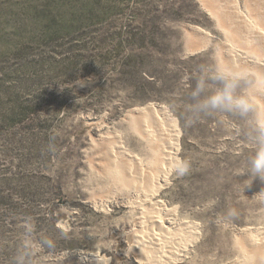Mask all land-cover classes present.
<instances>
[{
    "label": "rangeland",
    "instance_id": "374dc122",
    "mask_svg": "<svg viewBox=\"0 0 264 264\" xmlns=\"http://www.w3.org/2000/svg\"><path fill=\"white\" fill-rule=\"evenodd\" d=\"M238 1L254 39L204 0H0V264H264V182L245 173L264 151V9ZM150 105L174 122L173 167Z\"/></svg>",
    "mask_w": 264,
    "mask_h": 264
},
{
    "label": "bare ground",
    "instance_id": "6f19581e",
    "mask_svg": "<svg viewBox=\"0 0 264 264\" xmlns=\"http://www.w3.org/2000/svg\"><path fill=\"white\" fill-rule=\"evenodd\" d=\"M207 4H208V7H209V9H210V11L212 12V14H214V15H216L217 17H218V19L223 23L224 22V25L225 24H227L226 26H228V28L231 30V32L235 35V37L240 41L241 39L242 40H244V31H246L245 32V34H246V37L247 38H252V39H254V36H252L253 34H255V32L257 31L256 29H258V32H259V30H260V26L258 27L257 25H255V24H252V20H251V16L253 15H251V14H246L247 12H242V11H240L239 10V4L240 3H238L239 1L238 0H219V1H221V2H223L224 3V5L226 4H228L230 7H231V13L229 14L228 12V14H226V16H222L221 15V13H220V11L219 10H217L214 6H215V4H214V6H213V2L214 1H217V0H204ZM204 2V3H205ZM245 2H246V5L248 6V8H249V12L251 13V9L252 8H254V7H256V8H263L264 9V0H245ZM206 4V5H207ZM217 5V4H216ZM219 5V4H218ZM221 5V4H220ZM223 5V6H224ZM225 5V6H226ZM255 8V9H256ZM253 10V9H252ZM210 12V13H211ZM248 12V13H249ZM255 12V11H254ZM256 12H258V11H256ZM261 12H262V10H261ZM228 16V17H227ZM258 16H259V14H258ZM262 16V15H261ZM216 17V18H217ZM260 17V16H259ZM258 17V18H259ZM263 17H264V15H263ZM264 19V18H263ZM258 20V19H257ZM258 22V21H257ZM256 22V23H257ZM259 22H260V20H259ZM262 23V22H261ZM264 24V23H263ZM221 25V24H220ZM223 28L225 27V26H222ZM237 28H239V29H237ZM225 29V28H224ZM262 29H263V27H262ZM261 31V30H260ZM264 31V30H263ZM253 33V34H252ZM257 33V32H256ZM263 33V32H262ZM228 34H230V32L228 31ZM263 35H264V33L261 35V33H260V36H262L263 37ZM231 36H232V34H231ZM246 37H245V39H246ZM257 40H258V38H256ZM255 39V40H256ZM264 40V39H263ZM259 41H261V40H259ZM250 45V44H249ZM253 45H255V44H253ZM248 46V45H247ZM246 46V47H247ZM251 46V45H250ZM253 48V47H252ZM241 49H238V51H240ZM249 50V49H248ZM254 50V49H253ZM242 51V50H241ZM245 54V53H244ZM231 55V54H230ZM230 55H229V57H230ZM257 55V54H256ZM236 56H239V57H241V58H244V59H246L247 58V56H240V54L239 55H237L236 54ZM232 57V56H231ZM138 112L141 114V115H143L145 118H147L148 120H151V121H154L155 122V124L157 125V126H159V127H163V130L162 131H164L165 132V130H164V128H165V126H167L168 125V123L170 122V125H171V127L172 128H174L173 130H171V132L172 133H169V137H168V142H167V144H165L164 146H161L162 147V153H163V157H164V160H165V163H167V164H169V166L170 167H173L176 163H177V161H176V158H175V155H176V151H177V146H176V136H177V131L175 130V125H174V122L172 121V120H170L168 117V115H167V110L166 109H161V108H157L155 105H150V106H146V107H144V108H141V109H139L138 110ZM134 115V114H133ZM140 119H141V117H140ZM147 125V124H146ZM174 125V126H173ZM169 127V126H168ZM143 128V127H142ZM141 127H140V129H142ZM153 128H154V126H153ZM156 128V127H155ZM152 130H154V129H152ZM156 130V129H155ZM151 131V130H150ZM161 131V130H160ZM166 132H167V134H168V129L166 130ZM166 132H165V134H166ZM145 134V133H144ZM166 134V135H167ZM161 135V134H160ZM149 136V135H148ZM144 137V136H143ZM151 137V136H150ZM160 137V136H159ZM163 137V136H162ZM148 138V137H147ZM154 138V137H153ZM157 138V137H156ZM158 139V138H157ZM151 140V139H150ZM154 140V139H153ZM164 140V139H163ZM158 143V142H157ZM164 143V142H163ZM155 144V143H154ZM153 144V145H154ZM156 145V144H155ZM161 149V148H160ZM160 157V156H159ZM102 158V157H101ZM137 159V158H136ZM157 163V162H156ZM158 165V164H157ZM93 166V165H92ZM169 167V168H170ZM164 169H165V167H164ZM145 170V169H144ZM161 170V169H160ZM163 170V169H162ZM161 170V172L164 174V172H165V170H164V172ZM142 172H145V171H142ZM146 173V172H145ZM149 174V173H148ZM161 174V173H160ZM169 174H170V169H169V171H166L165 172V174H164V178L162 177V179L160 178V179H158L156 182H154L155 183V186L157 187H155L156 188V190L155 191H158V190H160L161 188H162V186H163V182H166L167 180H168V176H169ZM149 176V175H148ZM161 176V175H160ZM150 177H151V175H150ZM153 181V180H152ZM153 183V184H154ZM167 183H168V181H167ZM155 204H156V202H155ZM158 204V203H157ZM161 204V203H160ZM163 204V203H162ZM163 206V205H162ZM162 208V207H161ZM158 212V211H157ZM161 212V211H160ZM160 212H158V213H160ZM169 212V211H168ZM162 214V213H161ZM158 215H160V214H158ZM170 216V215H169ZM172 216V215H171ZM156 217V216H155ZM154 217V218H155ZM159 217V216H158ZM168 217V216H167ZM162 218V217H161ZM158 219V218H157ZM152 220V219H151ZM156 220V219H155ZM160 220V219H159ZM162 220V219H161ZM149 221V220H148ZM165 221V220H164ZM164 221H163V223H164ZM146 222V221H145ZM157 223V222H156ZM161 223H162V221H161ZM163 223H162V225H163ZM172 223V222H171ZM170 223V224H171ZM161 225V224H160ZM165 225V224H164ZM174 225V224H173ZM172 225V226H173ZM151 226V225H150ZM176 227V226H175ZM149 228V227H148ZM152 228V227H151ZM160 229V228H159ZM163 230H164V228H163ZM168 230V229H167ZM166 230V231H167ZM172 230H175V229H172ZM147 231V230H146ZM161 231V230H160ZM169 231V230H168ZM176 231H177V229H176ZM151 232V231H150ZM152 233L153 232H151V235H152ZM157 233V232H156ZM168 233V232H167ZM170 233V232H169ZM145 234H147V233H145ZM175 233H174V231H173V235H174ZM137 235V234H136ZM151 235H144L145 237H146V240H144V241H147L148 242V245H150L154 250H156L157 252H161V250H163V249H161V247H160V244H161V241L158 239V238H156V237H154V236H151ZM159 235V234H158ZM157 236V235H156ZM169 236V235H168ZM172 236V235H171ZM174 237H175V235H174ZM136 239V238H135ZM172 239V238H171ZM174 239V238H173ZM249 239V238H248ZM248 239H246V240H248ZM260 239V238H259ZM137 240V239H136ZM141 240H143V239H141ZM140 240V242H142ZM169 240H170V238H169ZM165 242V240H163V242L162 243H164ZM173 242H174V240H173ZM244 242H245V240H244ZM260 242H261V239H260ZM137 243V242H136ZM165 243H167V242H165ZM172 243V242H171ZM138 244H139V242H138ZM179 244H180V242H179ZM249 244L252 246V247H257L258 246V242L255 240V238L253 239V237L251 238V239H249ZM164 245V244H163ZM250 245H248V246H250ZM147 246V245H146ZM263 246V245H262ZM140 247V246H139ZM165 247V246H164ZM247 248V247H246ZM249 248V247H248ZM264 248V247H263ZM254 250H256V249H254ZM140 251V250H139ZM261 251V250H260ZM263 251V250H262ZM165 253V252H164ZM261 253V252H260ZM253 254H255V253H253ZM143 255V254H142ZM144 255H145V253H144ZM261 255V254H260ZM260 257V256H259ZM149 258V257H148ZM257 258V257H256ZM257 259H259V258H257ZM144 260V259H143ZM255 260V259H254ZM147 261V260H146ZM148 261H150V260H148ZM147 261V262H148ZM260 262H261V260H259ZM259 262V263H260ZM256 264V263H255Z\"/></svg>",
    "mask_w": 264,
    "mask_h": 264
},
{
    "label": "clouds",
    "instance_id": "9594fccd",
    "mask_svg": "<svg viewBox=\"0 0 264 264\" xmlns=\"http://www.w3.org/2000/svg\"><path fill=\"white\" fill-rule=\"evenodd\" d=\"M216 104V101H213V105ZM239 107L241 108L242 112H246L248 110L247 105L240 104ZM259 142L264 144V137L259 138ZM187 171V165H179L176 168V172L178 175H183ZM249 174V179L246 180L250 182L249 186L251 185L252 181L257 177L264 182V151H261L257 154V156L251 161L250 169L245 172ZM242 173V174H245ZM241 174V175H242ZM259 194L264 195V189L261 190Z\"/></svg>",
    "mask_w": 264,
    "mask_h": 264
}]
</instances>
